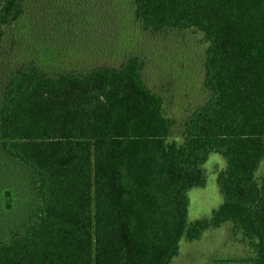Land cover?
Wrapping results in <instances>:
<instances>
[{"label":"trees","instance_id":"16d2710c","mask_svg":"<svg viewBox=\"0 0 264 264\" xmlns=\"http://www.w3.org/2000/svg\"><path fill=\"white\" fill-rule=\"evenodd\" d=\"M41 1L0 0V264H169L182 239L227 223L248 251L214 261L264 264V0H128L141 31L206 43L207 96L179 119L145 82L122 20L95 21L81 53L58 51L67 15L51 11L47 31ZM114 51L117 64L52 65ZM211 152L225 159L222 201L188 221Z\"/></svg>","mask_w":264,"mask_h":264},{"label":"rangeland","instance_id":"374dc122","mask_svg":"<svg viewBox=\"0 0 264 264\" xmlns=\"http://www.w3.org/2000/svg\"><path fill=\"white\" fill-rule=\"evenodd\" d=\"M61 4L60 2L54 9V7L48 6V0H42L40 5L43 10H46L39 15L44 24L47 25L46 29L49 32L56 31L54 27L56 25H52L53 21L50 20L52 19L51 11L55 10L57 14L60 13L61 17L63 9V14L67 15L62 17L64 20L60 25L62 27L58 28V31H62L65 35L63 40L66 43L54 45L58 51L63 47L65 49L73 47L72 52L80 51L79 53L87 50L86 42L81 38H85L86 35L93 37L98 32L97 23L108 15L110 20L112 15L119 21H123L120 23L122 26L119 24V31L124 30V26H126L129 33L137 37L139 47L136 49L141 51L145 59L142 76L152 90L162 95L166 115L178 119L182 118L188 110L206 98L207 93L201 84L203 77L202 60L206 43L200 32L194 30L156 33L141 31L135 24L131 23V16L127 11L128 0H69L65 6L61 7ZM94 5L95 7H91ZM88 8L93 12L94 18L87 21L82 14ZM87 30L90 34H87ZM110 32L113 31L110 30ZM45 37L48 40L54 39L48 34ZM56 38L60 39L61 36ZM98 46L101 47V45ZM111 54L102 53L93 57L89 54H78L79 56L60 60L52 63V65L83 67L100 62L117 64L119 55L115 51L113 55ZM224 166L225 159L220 153H209L203 163L206 174L205 185L195 186L187 191L188 221L209 216L211 210L221 203L222 195L216 182V176ZM263 168L264 160L260 163L258 171ZM247 251L246 245L240 238L231 235L230 225L227 223L208 229L198 239L192 241L182 239L178 254L169 264H239L237 262L221 263L214 261L213 258L244 255Z\"/></svg>","mask_w":264,"mask_h":264}]
</instances>
